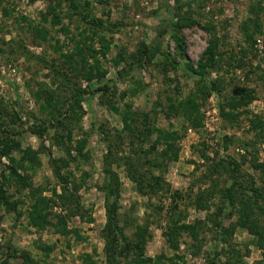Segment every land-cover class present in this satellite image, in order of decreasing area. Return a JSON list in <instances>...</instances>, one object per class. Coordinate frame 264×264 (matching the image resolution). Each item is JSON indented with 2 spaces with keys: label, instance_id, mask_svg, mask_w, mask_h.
Instances as JSON below:
<instances>
[{
  "label": "rangeland",
  "instance_id": "374dc122",
  "mask_svg": "<svg viewBox=\"0 0 264 264\" xmlns=\"http://www.w3.org/2000/svg\"><path fill=\"white\" fill-rule=\"evenodd\" d=\"M262 233L264 0H0V264H264Z\"/></svg>",
  "mask_w": 264,
  "mask_h": 264
},
{
  "label": "trees",
  "instance_id": "16d2710c",
  "mask_svg": "<svg viewBox=\"0 0 264 264\" xmlns=\"http://www.w3.org/2000/svg\"><path fill=\"white\" fill-rule=\"evenodd\" d=\"M183 44H184V41L183 40H179L178 41V43H177V48H178V50H179V52L181 53V54H183V50H184V46H183ZM145 51V50H144ZM212 54H213V47L212 46H208V48H207V50L204 52V55H205V57H206V60L207 59H209V57H211L212 58ZM127 68L128 69H131L132 68V66L131 65H127ZM187 69L189 70V71H191V72H193V73H196V74H198V75H202L203 74V69L202 70H195L194 68H193V66L192 65H190V64H187ZM107 87V85H102L101 87H100V89H103V90H105V88ZM29 151V150H28ZM31 152V151H30ZM33 155H31L30 156V154H29V152H27V151H25V152H23V154L24 155H26V157H28V155L30 156L29 158H30V160L32 161V162H34L35 161V158L34 157H32V156H34L35 154H34V152H31ZM23 155V156H24ZM233 164H236L235 162L233 163ZM261 166H263V164H261ZM14 169V168H13ZM14 171H16L15 169H14ZM58 176H59V178H60V180L62 181V194L61 195H59V199H60V201L63 203V205H66V204H68V203H74V207H75V211H78V210H80V203H79V200L78 199H76V198H72V197H69V194H66L67 193V188L68 187H66V184L68 183V178L67 177H63V176H60L59 174H57ZM236 182V180H234L233 181V183L232 184H234ZM232 184H230L229 186H227V187H225V188H223L222 190H221V192H222V199L225 201V203H227L228 205H232V203H233V201H232V197L233 196H231V195H228L227 196V193L228 194H231L232 192H233V188H235V184L234 185H232ZM42 201H44L43 199H42ZM244 204H243V202H241V205H240V207H239V212L240 213H242V212H244V210L242 209V206H243ZM243 214V213H242ZM106 224H105V226H104V228H103V232H102V234H103V236H104V238L106 239V241H110V242H112V243H114V247L113 248H119V246H118V239L115 237L116 236V233H115V230H116V222H115V207H114V205L112 204V205H108V206H106ZM246 216H247V214H245ZM244 220H248V217L247 218H245ZM64 224V223H63ZM262 235H264V233H262ZM139 237L137 238V241L136 242H134V243H132L131 245H130V250H131V248H132V255L134 256H136L137 254H138V252H140L141 250H142V243H143V239L140 237V235H138ZM108 239V240H107ZM263 241V240H262ZM263 244V243H262ZM124 248V247H123ZM141 249V250H140ZM114 253H116V249H115V252ZM137 253V254H136ZM143 264L144 263V261H142V260H139L138 258H137V256H136V258H134V264Z\"/></svg>",
  "mask_w": 264,
  "mask_h": 264
}]
</instances>
